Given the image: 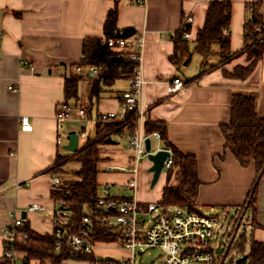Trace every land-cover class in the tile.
<instances>
[{"label":"crops","instance_id":"1","mask_svg":"<svg viewBox=\"0 0 264 264\" xmlns=\"http://www.w3.org/2000/svg\"><path fill=\"white\" fill-rule=\"evenodd\" d=\"M211 1L232 3L231 50L233 54L240 52L244 48L246 4L260 2L264 17V0H145L144 5H137L133 0H0V11L3 12L0 26V264H4V229L14 219H22L40 235L54 233L52 216L56 201L52 191L58 186L52 184L51 179L59 177L63 182V176L49 170L57 157L72 155L64 148L68 141L64 142L63 134L87 130L88 136H93L94 120L103 113L120 109L129 79L119 80L107 88L86 117H80L76 107L72 119L59 133L62 140L58 143L56 116L65 101V82L72 75L86 77L74 71L82 60L84 42L90 38L104 39L106 18L115 7L118 9L116 34L132 28L133 36L144 38L142 74L146 85L142 101L147 106L144 119L164 122L170 142L181 153L194 156L198 161L202 184L196 210L236 212L242 208L254 184L256 169L254 165L242 167L225 150L221 127L230 120L231 99L237 93L254 97L257 112L264 118V59L245 81L223 76V70L233 72L237 66H247L249 62L245 55L200 75L220 62L218 47L205 63L197 54L199 69L189 78L183 76L188 64L178 69L170 61L174 53L171 35L182 27L185 15L192 16L187 40L194 48ZM177 78L185 87L170 93L168 87ZM24 117L28 118L31 130L22 129ZM88 119L90 123L86 122ZM128 137V133L122 138L113 135L100 155L104 160L97 176V183L102 186L100 191L108 186L111 194L117 197L133 194L128 187L131 178L128 170L131 168L127 167L132 166ZM153 141L157 144L153 152L164 149L154 139L152 148ZM104 164L116 166L118 170L102 172ZM141 166L142 162L137 169L135 197L140 203H153L143 194L142 198L138 196L139 186L152 182L151 162L144 164L146 173ZM102 177H106L104 183L99 179ZM159 183L160 203L167 185H180V171L175 169L168 180L163 170ZM114 186L124 188L128 194H114ZM31 204L44 206L46 211L28 212ZM256 209L257 226L251 227L250 239L264 244V175L258 185ZM114 244L99 243L101 249L97 248V255L118 260L126 259L118 255L123 251L130 255L129 251ZM19 257L17 263L22 264L24 256Z\"/></svg>","mask_w":264,"mask_h":264},{"label":"trees","instance_id":"2","mask_svg":"<svg viewBox=\"0 0 264 264\" xmlns=\"http://www.w3.org/2000/svg\"><path fill=\"white\" fill-rule=\"evenodd\" d=\"M118 9L115 7L108 13L104 25V39L116 36ZM232 20V3L230 1H211L202 29L198 32L191 48L189 41L184 38L185 33H190L191 24L184 21L182 27L171 35L174 44V53L170 61L176 68L181 69L185 63H190L194 54L202 57L205 63L214 54V48L218 47L220 62L204 70V73L223 67L234 59L245 55L249 64L237 66L233 72L223 70V76L228 79L245 81L255 71L258 64L264 59V17L262 4L251 2L246 4V21L244 25V48L233 54L231 50V37L229 30ZM102 38H90L83 45V57L80 67H96L97 75L87 74L86 77L72 75L65 82V101L63 104L78 107L79 84L84 78L90 81L88 95L89 106L87 113L91 112L94 101H98L107 88H111L119 80L131 79L135 73L136 64L129 59L128 54L111 50L103 44ZM99 118V116L97 117ZM138 127L137 111L129 113L126 122H111L105 125L97 123L94 135L88 136L85 143L76 153L69 157H57L55 164L49 172L63 176V182L55 190L52 196L56 202L63 201V209L70 212L72 217L68 220L67 235L57 238L52 235H40L23 224L18 228V233L24 236L16 243V250L23 255L22 264H67L71 261V250L68 247V235L77 231L86 215L88 205L95 206L100 198V187L97 176L100 172L99 165L104 160L100 157L104 147L110 144L113 135L131 133ZM143 130L145 135L151 136L159 133L164 149L172 153V167L167 170L168 180L175 169L181 174V183L178 187L167 185L163 190L162 200L159 203L163 208L179 207L195 210L201 182L198 176V161L194 156L181 153L169 140L167 126L164 122L144 119ZM225 140V150L229 151L238 163L248 168L254 165L256 177L246 203L241 208L239 218L232 232L231 241L227 253L223 256V262L230 257L229 264H234L239 257L248 255L247 261L241 264H264V244L248 239L246 227L244 233L237 238L242 229V221L245 220L251 227L257 226L256 201L259 182L264 175V118L257 112V102L252 96L234 94L231 99L230 120L221 127ZM70 161L79 163L76 171H67L65 168ZM92 241L109 244L119 241V236L110 228L95 223L92 233ZM63 242V247L57 250L56 243ZM18 259H21L20 257ZM18 261V260H17ZM77 264H104L100 263L95 255H81ZM106 264H124V260L112 259ZM16 264H19L16 262Z\"/></svg>","mask_w":264,"mask_h":264},{"label":"built area","instance_id":"3","mask_svg":"<svg viewBox=\"0 0 264 264\" xmlns=\"http://www.w3.org/2000/svg\"><path fill=\"white\" fill-rule=\"evenodd\" d=\"M133 3L144 5L145 0H133ZM184 21L191 24L193 18L190 15H185ZM189 36V33L184 34L186 39ZM103 44L111 50L128 54L129 59L136 64L135 73L129 82V88L122 95L119 111L103 113L94 120L95 124L101 123L103 125L111 122H126L129 113L137 111L138 127L128 137V149L132 159V168L128 170L131 175L128 187L133 194L127 197H117L111 194L108 186L101 189L98 203L95 206H87L86 215L77 231L68 235L67 244L71 250V261H78L81 255L93 254L97 259L100 257L97 255L99 243L93 242L91 238L94 225L98 223L112 229L119 236V241L114 245L129 251L130 255L124 259V264H136L137 256H142L148 249L164 250L166 257L163 264H221L223 256L228 251L234 227L236 224L240 225L237 222L241 217V208L234 213L233 217H229V215H206L196 209L163 208L159 203L143 204L136 199L138 166L143 160H147L150 154L156 153L153 152L152 140L161 143L159 133L156 132L147 136L143 130L147 110V106L142 101L146 85L142 74L144 38L142 36L129 38L115 36L104 39ZM74 71L85 76L89 73L92 75L98 73L96 67L77 66ZM184 87L185 84L177 78L170 84L168 91L176 93ZM74 109L67 104H62L58 109L56 121L59 144L62 140L59 133H62L66 122L72 119ZM78 115L86 117V108H78ZM86 122L90 123L91 121L88 119ZM21 124L23 130H31L28 118H22ZM78 136L80 148L88 137L87 130H82ZM119 137L122 138L120 135ZM147 139L151 141L150 152L146 150ZM160 150H166L170 153L169 158L164 163L163 170L167 171L172 167V153L167 149ZM117 170L116 166L104 164L102 172L113 173ZM51 182L55 186L62 184L59 177H52ZM63 206V201L56 202L52 216L53 234L57 238L67 235L68 220L72 217L70 212L63 209ZM27 211L44 213L46 208L38 204H31ZM13 215L10 213V216L13 217ZM23 224V220L17 218L9 227L4 229V264H16L19 258L16 243L24 236L18 233V228ZM248 225L245 220L242 221V228ZM221 242L222 245L220 246ZM62 247L63 242L58 241L56 243L57 250ZM219 248L220 252H218Z\"/></svg>","mask_w":264,"mask_h":264},{"label":"rangeland","instance_id":"4","mask_svg":"<svg viewBox=\"0 0 264 264\" xmlns=\"http://www.w3.org/2000/svg\"><path fill=\"white\" fill-rule=\"evenodd\" d=\"M119 1V0H118ZM199 56L197 54L193 55V59L190 61V63L188 64V66L186 67V69H184V77H188L190 75H192V73H194L195 71H197L199 69ZM211 68V67H210ZM209 69V68H208ZM89 89H90V81L88 79H84L80 82L79 85V91H78V107L79 106H89V101H88V94H89ZM96 101H94L95 104ZM74 112V111H73ZM75 113H77V109L75 110ZM94 118L96 117L95 111L93 113ZM68 135L63 134V139L64 142L68 141L67 140ZM82 143V142H81ZM157 144L155 143V141H153V149H156ZM68 153V152H65ZM70 155V153H68ZM150 163V161L147 160H143L142 161V166L141 168L143 169V172L146 173V168L144 167L145 163ZM128 169L132 168V166H128ZM67 171H76L79 169V163L75 162V161H70L66 168ZM105 176V175H103ZM101 180V182L104 183L106 177H102L99 178ZM102 185V184H101ZM142 185V184H141ZM99 187H102L99 185ZM112 191L114 194H118V195H127L128 192L124 189V188H117L116 186L112 187ZM160 192H161V188H160V183L155 185L153 188H151V184L150 185H142V187L139 186L138 188V196L140 198H142V194L144 196V198L149 199V202H153V203H159L160 201ZM202 213L206 214V215H229V217H233L235 211L233 210H229V211H210V210H201ZM224 231H226V228H224ZM246 234L248 239H250L251 236V231L252 228L250 225H248L245 229ZM244 233L243 228L241 230H239L238 234H237V238H239L242 234ZM99 249H101L100 246H98ZM121 257H126L128 256V253L126 251L121 252V254H118ZM165 257H166V253L164 250L162 249H148L144 252V254L142 256H137L136 258V264H163L165 261ZM232 257L228 258L225 262V264H229L230 260ZM240 258V257H239ZM118 260V259H117ZM121 260V259H119ZM67 264H71V263H67ZM236 264V263H234Z\"/></svg>","mask_w":264,"mask_h":264},{"label":"water","instance_id":"5","mask_svg":"<svg viewBox=\"0 0 264 264\" xmlns=\"http://www.w3.org/2000/svg\"><path fill=\"white\" fill-rule=\"evenodd\" d=\"M3 17V12L0 11V26H1V20ZM135 34V31L132 28H127L123 30V32H118L116 34V37L120 38H129ZM187 62L185 63V65ZM67 144L64 146L65 150L71 153H76L79 150V136L78 134H71L67 137ZM146 150L147 152H150L151 150V141L150 139L146 140ZM170 156V153L166 150H159L154 154H150L148 157V160L151 162L152 166L149 169V173L152 174V182L151 187L153 188L159 181L160 176L164 169V163L166 159H168ZM222 245V242L220 243V246ZM218 252H220V248L218 249ZM113 258L110 257H98V261L100 263H105ZM248 255H244L236 260V264H241L245 261H247Z\"/></svg>","mask_w":264,"mask_h":264}]
</instances>
